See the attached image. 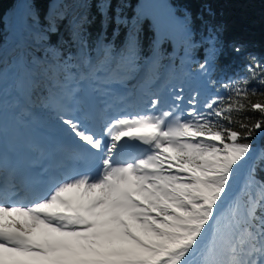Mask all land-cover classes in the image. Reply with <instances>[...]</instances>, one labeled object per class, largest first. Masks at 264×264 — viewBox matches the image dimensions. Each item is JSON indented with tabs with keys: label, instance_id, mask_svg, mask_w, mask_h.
Segmentation results:
<instances>
[{
	"label": "snow or ice",
	"instance_id": "obj_1",
	"mask_svg": "<svg viewBox=\"0 0 264 264\" xmlns=\"http://www.w3.org/2000/svg\"><path fill=\"white\" fill-rule=\"evenodd\" d=\"M95 2L102 28L113 22L130 27L119 50L97 38L94 71L117 57L120 64L133 62L140 48L138 17L122 20L111 14L112 0ZM82 20L70 29L69 42L86 51L91 45ZM84 62L92 65L91 57ZM207 64L205 59L199 68L206 70ZM260 67L249 66L250 78L237 81L228 97L207 102L206 111L198 110L193 95L183 120L176 114L179 103H173L158 115L117 116L98 130L69 102L71 95L50 94L48 106L64 130L88 146L65 150V158L99 155L101 170L95 177L54 181L39 173L23 174L18 182L0 178V264H264V181L255 180L254 168L248 171V187L257 184L255 195L248 193L243 206L232 197L251 158L252 138L264 129V91L248 87L257 81L264 89V75L257 80ZM162 102L148 100L151 109ZM247 112L259 118L233 116ZM121 141H138L148 149L114 159L124 147Z\"/></svg>",
	"mask_w": 264,
	"mask_h": 264
},
{
	"label": "trees",
	"instance_id": "obj_2",
	"mask_svg": "<svg viewBox=\"0 0 264 264\" xmlns=\"http://www.w3.org/2000/svg\"><path fill=\"white\" fill-rule=\"evenodd\" d=\"M18 1L0 0V112L7 114L14 100L9 84L14 77L18 54L9 58H4V54L12 42V19L17 12ZM55 1L59 3L62 14L54 23L57 31L52 30L50 20L45 18L50 11V5ZM169 2L170 28L168 38L163 41L160 64L171 62L168 82H180L183 90H190V98L196 96L198 110L206 111L204 105L217 96L231 95L230 89L237 81L243 77L250 78L249 66H261L256 69L259 74L257 80L260 75H264V0ZM28 5L33 15L26 13V16L43 35L36 39L33 32H26L24 54L29 71L21 66V73L16 82L17 99L26 102L33 97L36 102L42 103V100L49 98L52 93L62 94L63 83L73 79L71 75H74L76 65H87L84 62L85 56H90L94 64L97 56L94 51L97 38H103L105 42L116 45L119 50L130 27V24L113 22L102 28L95 0H29ZM139 8V0H112L113 16H119L129 22L136 21L138 17L140 48L133 62L120 64L117 57L105 68L115 67L120 70L125 66L126 69H132L139 62L149 59L153 49L154 32L149 24L140 20ZM83 11L86 14L82 15ZM82 18L87 20V39L91 45L86 51H81L78 44L69 42L70 29L77 22L83 23ZM173 42L176 44L174 48ZM236 47L240 48L239 52L234 51ZM205 59L208 61L207 69L202 70L199 65L204 63ZM117 64L120 66L117 67ZM226 84L229 89L224 87ZM248 87L264 91L257 81H252ZM45 103L48 105L46 100ZM245 115L253 119L259 118L258 113H233L237 119ZM251 142L253 152L250 154L248 166L240 172L232 191L241 206L247 201L248 193L253 196L256 193V183L251 188L248 187L249 168L255 169L253 175L257 182L264 181V129L258 130Z\"/></svg>",
	"mask_w": 264,
	"mask_h": 264
},
{
	"label": "rangeland",
	"instance_id": "obj_3",
	"mask_svg": "<svg viewBox=\"0 0 264 264\" xmlns=\"http://www.w3.org/2000/svg\"><path fill=\"white\" fill-rule=\"evenodd\" d=\"M83 5H84V2H83ZM143 6H147V12H148V15H149V18H145V19H143V20H141V21H143L144 23H147V24H149L150 25V28L152 27L153 28V39H154V43H153V46H154V44H155V50H154V53H153V58H151V60H153V59H155L156 58V56L157 57H159V59L158 60H156L157 62L159 61L160 62V57H161V52L160 51H157L156 50V43H157V37H158V35H159V31H157V28H155L154 26H153V24H155L156 25V23L155 22H151V15H150V13H149V7H148V5H146L145 4V2L142 4V7ZM58 7V3H57V1H55L54 3H52L51 5H50V7H49V9H50V11H48V14L46 15V17L45 18H47L48 20H50V19H52V16H53V12H54V9L55 8H57ZM83 13H84V11H83ZM83 13H82V15H83ZM34 15H36V14H34ZM59 15L60 16H62V14H61V11H60V13H59ZM81 15V16H82ZM79 17V16H78ZM77 20V19H76ZM139 20V21H140ZM169 20V19H168ZM55 23V22H54ZM153 23V24H152ZM32 24H30V23H27V27L29 28V31H32L33 32V34L35 35V37H36V39H39L40 38V35L42 34L41 33V31L39 30V29H36V28H33L32 26H31ZM52 26V29H57L56 27H55V25L53 26V25H51ZM43 35V34H42ZM166 34H164V39H165V36ZM164 39H163V41H164ZM162 45H163V43H162ZM25 46H18V49L17 50H20V51H22V49L24 48ZM162 48V47H161ZM12 50H14V48L12 49ZM10 51L9 53H7L5 56H4V58H6V57H8L10 54H13L14 55V53L16 52V51ZM162 58V57H161ZM157 62H154V60L153 61H151V63L153 64V63H157ZM170 65V63H168L166 66H165V64H163V66H162V70H163V73H161L160 74V76L158 75V77L157 78H155L154 80H147L148 81V85L151 87V86H153V90H154V92H157V95L156 96H151L152 98L154 97H160L161 99H162V101H166V102H162L161 103V105H159L158 107H160V111H162L163 110V108L165 107V105L167 106L166 108H165V110H168L169 108H171L172 107V105H173V103H179V105H180V107L176 110V114L177 115H180L181 116V119L183 120V119H188L186 116V113H185V111H186V109L188 110V107H189V105L187 104V100L190 98V96H191V93H190V91H187V92H184V93H177V91L175 90V87L174 86H172V85H169L167 82H163L162 81V79H163V77L164 76H166L167 74H168V66ZM145 68V67H144ZM144 68L139 72V74L136 76V77H133V79L134 78H137L136 79V81L139 79V77L141 76V73L143 72V70H144ZM90 72V69L89 68H85L84 66H79L78 67V71H77V73H76V77H77V79L78 78H81L82 80L83 79H85V75H87V73H89ZM166 74V75H165ZM153 75V73H151V76ZM110 76V75H109ZM108 76V78H106V80H107V82H106V84H112V83H117V82H111V83H109L108 81H110L111 79H113L114 78V76L115 75H112L111 74V76L112 77H109ZM116 77V76H115ZM121 78V79H120ZM116 79H120L121 80V84H122V82H126V84L127 83H129V81L130 80H133V79H131L128 75H125V74H122V75H119L118 76V78H116ZM155 80H157L158 81V84L157 83H154V84H152ZM176 85H178V84H175V86ZM122 86H123V84H122ZM179 87V86H178ZM127 88V87H126ZM164 89V90H163ZM163 91H165L164 92V94H163ZM163 94V95H162ZM177 94H180V95H183L184 96V100L183 101H179V102H175L174 100H173V97L175 96V95H177ZM149 97H150V95L148 94V96H147V100L145 101V105H144V110H146L148 113L147 114H150L149 112L151 111H155L156 112V110L157 109H151L150 108V105H149V103H148V100H149ZM73 102H75V101H73ZM38 104H40V103H38V102H36V105H38ZM77 104V103H76ZM20 107V106H19ZM157 107V108H158ZM22 109V108H21ZM43 108H40V107H35V110L37 111V112H40V115L38 116V117H36V119L37 120H39L41 123H43L44 125H45V127L46 128H57L58 130H60L61 132H63V130L64 129H66V126H63V125H61L60 123H59V121H58V118H57V116L56 117H53V116H51V112H53V111H45V110H42ZM23 111L22 112H20L21 114H26L27 112H24L25 110H24V108L22 109ZM28 114V113H27ZM80 113H78V115H79ZM34 115V114H33ZM35 117V116H34ZM33 117V118H34ZM35 119V118H34ZM29 121V123L31 122V120H28ZM38 122V121H37ZM29 123H28V125H29ZM11 124H13V121H10V122H8L6 125H5V121L0 117V129H7V132L6 133H8L9 134V136L11 137V135H12V133L11 132H8L9 131V128L12 126ZM27 124V123H26ZM14 127L16 126L15 124L13 125ZM16 127H18V126H16ZM19 128V127H18ZM20 130V133L21 132H23V134L25 133V131L23 130V129H19ZM6 131V130H5ZM63 133H65V134H67V136H69V137H72V135H70V133L69 132H67V131H65L64 130V132Z\"/></svg>",
	"mask_w": 264,
	"mask_h": 264
},
{
	"label": "bare ground",
	"instance_id": "obj_4",
	"mask_svg": "<svg viewBox=\"0 0 264 264\" xmlns=\"http://www.w3.org/2000/svg\"><path fill=\"white\" fill-rule=\"evenodd\" d=\"M152 1L154 3L151 5V7H152L151 9L155 12L154 18H155V22L157 25V30L159 31V35L157 37V44H156L157 50H158L160 47L161 40L164 37V33L166 32V29L168 27L167 21H168L169 14H168V9H167V5L165 3V0H152ZM58 5H59V3H58ZM59 13H60V7L58 6L57 8L54 9L52 19H50V22L52 25H54V22H56V20H58V18L61 17L59 15ZM83 14H86V12L84 11ZM146 18H149V15ZM153 43H154V39H153ZM154 49H155V44H154L153 49L151 51V55L154 52ZM157 58L159 59V57H157V56L155 59H153L154 62H156V60H158ZM153 60H151V61H153ZM149 74H150V70H149V68H146L143 76L139 79V82H138V80L136 81V79H133V80H130L129 83H127V85L129 86V89L131 91V96H130V98L129 97L125 98L124 101L120 102L117 105V107L119 109H122L124 106L128 105V103L130 101L138 102L137 107H134V109L139 108L141 110L143 108V106L145 105V101L147 100L148 94H150V92L153 90V86L150 87L148 85L147 80H151V81L153 80V77L150 76ZM94 94H98V93H94ZM114 94H117V93H114ZM87 95H88V90H86L84 92V96H87ZM90 101H91V98H90ZM107 102L110 104V100H107ZM87 107H88V109L91 108L90 103H87ZM145 113H148V112L146 111ZM149 113L150 114H157L155 112H149ZM98 121H100L102 125L107 122V120L104 119L103 117H101L100 120H98ZM86 122H88L90 125L92 124L91 119H88ZM1 132H2V129H0V134H1ZM9 132H11L13 134L12 138H13V140H15L14 144L22 145L25 149L29 150L27 148V146H25V139L21 136V133L18 131L17 127L11 126ZM40 149H44V148H40Z\"/></svg>",
	"mask_w": 264,
	"mask_h": 264
}]
</instances>
